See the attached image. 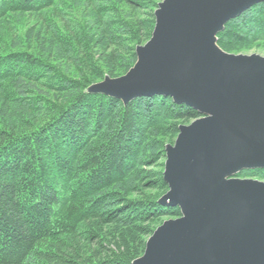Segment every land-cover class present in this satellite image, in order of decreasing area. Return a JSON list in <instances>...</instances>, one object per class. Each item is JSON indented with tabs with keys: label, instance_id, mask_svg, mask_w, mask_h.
<instances>
[{
	"label": "trees",
	"instance_id": "16d2710c",
	"mask_svg": "<svg viewBox=\"0 0 264 264\" xmlns=\"http://www.w3.org/2000/svg\"><path fill=\"white\" fill-rule=\"evenodd\" d=\"M155 0H0V264H133L179 207L159 204L166 146L200 113L171 97L88 94L125 75ZM264 43V3L218 35ZM264 181V169L239 173Z\"/></svg>",
	"mask_w": 264,
	"mask_h": 264
},
{
	"label": "water",
	"instance_id": "95a60500",
	"mask_svg": "<svg viewBox=\"0 0 264 264\" xmlns=\"http://www.w3.org/2000/svg\"><path fill=\"white\" fill-rule=\"evenodd\" d=\"M264 0H164L151 39L136 48L123 76L86 93L125 105L161 95L198 111L166 146L159 204L179 207L133 264H264V57L234 55L218 44L229 21Z\"/></svg>",
	"mask_w": 264,
	"mask_h": 264
},
{
	"label": "rangeland",
	"instance_id": "374dc122",
	"mask_svg": "<svg viewBox=\"0 0 264 264\" xmlns=\"http://www.w3.org/2000/svg\"><path fill=\"white\" fill-rule=\"evenodd\" d=\"M158 4L159 3H162L164 0H155ZM226 52V51H225ZM228 53V52H227ZM229 54H232V53H229ZM253 55V54H256V55H260V56H262V57H264V43L261 45V48H252V49H250V50H247V51H244V52H242V53H239V54H234V55ZM191 124V123H190ZM187 125H189V124H187ZM178 137V136H177ZM177 137H176V139H177ZM176 139H175V141H176ZM175 141H174V143H175ZM167 145H174V144H167ZM166 162V161H165ZM248 179H250V178H248ZM256 180H258V179H256ZM261 181V180H260ZM166 220H169V219H165V221ZM161 226V225H160Z\"/></svg>",
	"mask_w": 264,
	"mask_h": 264
}]
</instances>
